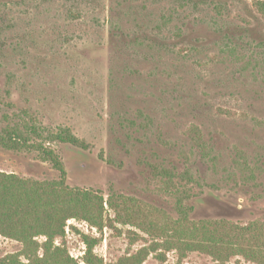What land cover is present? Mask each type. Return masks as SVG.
Wrapping results in <instances>:
<instances>
[{"label": "rangeland", "instance_id": "rangeland-1", "mask_svg": "<svg viewBox=\"0 0 264 264\" xmlns=\"http://www.w3.org/2000/svg\"><path fill=\"white\" fill-rule=\"evenodd\" d=\"M263 1L0 0V137L8 128L27 137L0 145V173L61 180L43 148L70 188L106 202L114 194L172 219L182 205L195 222L264 223ZM63 132L79 144L61 143ZM85 236L107 264L152 243L118 221L100 231L72 219L55 246L84 264ZM22 251L0 236V260ZM158 254L144 264H220Z\"/></svg>", "mask_w": 264, "mask_h": 264}, {"label": "trees", "instance_id": "trees-1", "mask_svg": "<svg viewBox=\"0 0 264 264\" xmlns=\"http://www.w3.org/2000/svg\"><path fill=\"white\" fill-rule=\"evenodd\" d=\"M256 6L264 15V1ZM5 134L7 137H0V145L7 149H17L21 141L27 142V137L14 128H8ZM57 139L64 144H79L70 132L61 133ZM42 150L61 173V180L38 182L0 173V236L23 244L21 253L7 256L0 264H80L66 249L55 246L56 240L65 236L67 222L72 219L85 221L100 231L118 221L151 238L148 247L108 264H144L152 253L158 252V258L165 261L166 253L171 251H176L182 260L189 253L200 252L220 264L237 256L264 264L263 222L245 226L227 221L195 222L190 220V210L182 205L177 208L179 217L172 219L165 213L146 209L135 199L114 194L106 202L97 193L70 188L61 160L53 152ZM105 204L115 213V220L105 217ZM129 234L136 236L132 231ZM40 237L45 241L40 243ZM84 239L87 251L83 263L107 264L94 252L98 240L86 236Z\"/></svg>", "mask_w": 264, "mask_h": 264}]
</instances>
